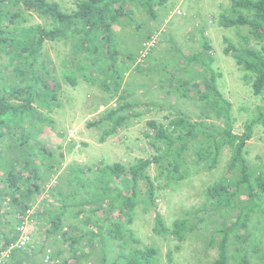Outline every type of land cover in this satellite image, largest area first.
<instances>
[{"label": "trees", "instance_id": "16d2710c", "mask_svg": "<svg viewBox=\"0 0 264 264\" xmlns=\"http://www.w3.org/2000/svg\"><path fill=\"white\" fill-rule=\"evenodd\" d=\"M74 2V8L63 10L55 0H0V55L7 56L5 67L13 72L7 85H0V264H80L81 260L86 263L97 247H100L99 264H157V250L153 246L119 251L115 257H110V253L115 246H125L127 232L133 239L127 226L133 222L136 209L155 208L156 191L162 186L155 184L146 168L155 162L165 178L176 182L189 172L184 152L190 145L197 161L207 169L215 167L222 152L229 149L226 173L204 188L206 196L213 201L210 205L215 204V211L239 207L235 218L214 228L220 239L217 256L211 264H227L230 238L247 230L257 211L256 200L264 193V169H250L246 157L247 141L253 136L254 126L264 119V106L257 102L264 100V0H230L228 12L218 18L220 25L233 28L239 35L247 31V35L241 33L242 41L237 45L228 42L224 48V53L231 55L238 70L243 72L238 77L245 88L241 91L249 95L247 106L252 99L255 104L256 112L245 114L246 103H237L238 112L246 116L241 133L233 130L236 120L233 104L218 87L221 73L215 70L210 46L203 40L199 51L180 52L181 69L197 65L204 71L200 82H191L195 96L214 117L220 118L221 124L193 120L181 111H176L167 121L151 118L145 123V136L156 152L151 159L139 158L129 166L118 161L99 165L72 163L60 173L61 161L50 145V134L40 136L53 119L38 108L51 112L54 106H59L62 83L73 86L76 80L67 73L71 58L62 59L66 71L62 69L60 76L53 75L55 68L43 52L44 44L72 39L78 56L69 67L78 70L81 79L91 85L102 76L100 86L108 91L107 99L117 103L111 102L98 119L87 125L97 128L103 141L136 118L140 112L133 108L142 105L137 99L130 101L132 92L120 88L130 63H134L136 71L142 63H136L134 57L131 62L121 61L120 56L126 53L119 48L113 25L123 17L131 20L132 2L153 19L157 7L168 0ZM36 16L40 21L30 23L29 18ZM180 80L174 90L186 95L190 80L187 76ZM200 113L196 116H210L204 110ZM242 193L245 199L240 198ZM28 209L33 212L27 214ZM26 215L32 231L29 240L20 245L16 228ZM41 217L48 218L49 224L43 237L34 225ZM190 229L186 219L177 218L168 226L159 213L155 215L153 232L157 235L182 240ZM261 257L264 261V251ZM240 263H248L246 254Z\"/></svg>", "mask_w": 264, "mask_h": 264}, {"label": "rangeland", "instance_id": "374dc122", "mask_svg": "<svg viewBox=\"0 0 264 264\" xmlns=\"http://www.w3.org/2000/svg\"><path fill=\"white\" fill-rule=\"evenodd\" d=\"M55 1L63 10L75 7L74 0ZM229 5L230 0H185L182 3L168 0L165 5L157 7V16L152 19L141 6L135 2L130 4L133 10L131 20L123 17L119 23L113 25L119 48L126 53L120 56L121 61L127 59L131 62L133 57L135 59L137 47L148 34H158V40L147 59L142 62V67L136 71L134 63H130V70L124 73L121 80L120 88L132 92L128 99L130 101L137 99L142 103L133 108L140 114L110 133L103 141L99 137L98 129L88 126L87 122L98 119L111 102L117 101L107 99L108 91L100 86L102 76L91 85L81 79L78 70H72L75 56L76 58L78 56L72 39L65 42H46L43 52L52 61L55 68L53 75L60 76L64 68L62 59L71 58L67 64V73H70L69 77L75 76L76 80L73 86L70 83H62L59 106H54L51 112L38 108L40 112L53 119V123L40 136L44 138L50 134L52 143L50 145L54 146L55 155L61 161L59 172L72 163L99 165L118 161L129 166L139 158L151 159L156 152L145 136L147 131L145 123L151 118L167 121L176 114V111H181L193 120L206 119L208 122L221 124L220 118L214 117L212 111L206 109L207 105L195 96L192 83L200 82L204 71L197 65L181 69L183 56L180 52L189 54L199 51L203 40L210 46L215 70L221 73L217 78L218 87L223 96L233 104L232 112L236 117L233 130L235 133H241L246 116L238 112L237 103H246L248 109L245 114L256 110L255 104L252 103L253 99L249 100L250 105L247 106L246 100L249 95L241 91L245 88L238 76L243 72L238 70L233 57L224 53L228 42L237 45L242 41L241 35H247L245 30L239 35L233 28H226L218 23L219 16L228 12ZM176 8L180 9V14L175 13ZM39 21L37 16L29 18L30 23ZM6 65L7 56L1 53L0 70L3 72H0V85H7L13 78V72L7 69ZM186 76L190 80L186 85L188 93L182 95L180 92L183 91L177 93L174 89L181 83L180 78L184 79ZM240 99L243 102H240ZM150 101L157 103L147 106L146 103ZM257 102L264 106V100L258 99ZM202 110L210 113V116L197 117L196 115H201ZM247 150L246 157L250 161V169H264V119L256 122L253 136L247 141ZM228 151L229 149H225L222 152L215 167L207 169L197 161L190 145L184 152L189 172L176 182L165 178L157 164L151 163L146 172L156 185L162 186L156 191L155 208L148 211H143L141 207L136 209L133 222L127 226V230L131 231L130 236L135 241L130 239L127 232L124 237L125 246L113 247L110 257H115L119 251L126 252L130 248L142 249L153 246L157 250V264H211L217 256V244L220 239L219 234L214 231L215 226L222 221H230L239 214L238 205L227 210L215 211V204L210 205L213 201L204 193L207 185L219 180L226 173ZM239 196L245 199V194ZM256 201L257 211L251 217L247 230L243 229L230 238L227 264H241L244 254L248 260L247 264H264L261 257L264 251V193ZM156 213L162 216L168 226L177 218L186 219L191 229L185 233L182 240L174 236L157 235L153 232ZM43 233L39 231V236L43 237ZM98 244L101 246V242ZM99 248L95 249V255L86 260V263L81 260L80 264L94 262L99 264Z\"/></svg>", "mask_w": 264, "mask_h": 264}, {"label": "built area", "instance_id": "2783aa9c", "mask_svg": "<svg viewBox=\"0 0 264 264\" xmlns=\"http://www.w3.org/2000/svg\"><path fill=\"white\" fill-rule=\"evenodd\" d=\"M179 3H182L185 0H177ZM176 14H180L181 11L179 8H176L175 10ZM158 40V34H151L150 36L144 38L138 48L137 55L135 58L136 63L143 62L149 53L155 48L157 45ZM33 212V209H28L26 211L27 214H30ZM18 231V243L20 245H24L29 240V233L32 231V224L28 220L27 215L24 216V219L20 222V224L17 226Z\"/></svg>", "mask_w": 264, "mask_h": 264}, {"label": "crops", "instance_id": "0c3cea01", "mask_svg": "<svg viewBox=\"0 0 264 264\" xmlns=\"http://www.w3.org/2000/svg\"><path fill=\"white\" fill-rule=\"evenodd\" d=\"M138 47H137V49H138ZM47 219H44V217H41L38 219L39 221H37L36 224H34L35 226H38L37 228L39 229V231L45 232V230H47V228L49 227V224L47 223ZM35 220H36V218L33 217L34 222H35Z\"/></svg>", "mask_w": 264, "mask_h": 264}, {"label": "clouds", "instance_id": "9594fccd", "mask_svg": "<svg viewBox=\"0 0 264 264\" xmlns=\"http://www.w3.org/2000/svg\"><path fill=\"white\" fill-rule=\"evenodd\" d=\"M137 51H138V50H137ZM150 53H151V52H150ZM150 53H149V54H150ZM136 55H137V53H136ZM148 56H149V55H148ZM148 56H147V57H148ZM146 59H147V58H146ZM146 59H145V60H146ZM141 63H142V62H141Z\"/></svg>", "mask_w": 264, "mask_h": 264}]
</instances>
